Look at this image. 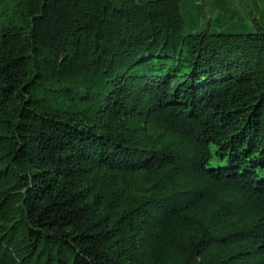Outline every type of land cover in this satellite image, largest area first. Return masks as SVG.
Wrapping results in <instances>:
<instances>
[{
  "label": "trees",
  "instance_id": "1",
  "mask_svg": "<svg viewBox=\"0 0 264 264\" xmlns=\"http://www.w3.org/2000/svg\"><path fill=\"white\" fill-rule=\"evenodd\" d=\"M186 1L0 0V264H264V27Z\"/></svg>",
  "mask_w": 264,
  "mask_h": 264
},
{
  "label": "rangeland",
  "instance_id": "2",
  "mask_svg": "<svg viewBox=\"0 0 264 264\" xmlns=\"http://www.w3.org/2000/svg\"><path fill=\"white\" fill-rule=\"evenodd\" d=\"M195 0H187L183 6V13L188 11L186 18L185 34L194 31H202L210 27L211 33H237L239 26L243 27L244 33H254L257 27H264V0H232L235 4V12H223L220 17L212 16V22L199 20L196 12L193 11V3ZM207 3L211 0H206ZM202 22V25H200ZM205 25V28H203ZM199 29V30H198Z\"/></svg>",
  "mask_w": 264,
  "mask_h": 264
}]
</instances>
